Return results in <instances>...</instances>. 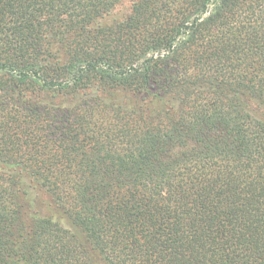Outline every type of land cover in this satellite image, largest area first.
<instances>
[{
    "label": "trees",
    "instance_id": "obj_1",
    "mask_svg": "<svg viewBox=\"0 0 264 264\" xmlns=\"http://www.w3.org/2000/svg\"><path fill=\"white\" fill-rule=\"evenodd\" d=\"M0 264H264V0H0Z\"/></svg>",
    "mask_w": 264,
    "mask_h": 264
},
{
    "label": "rangeland",
    "instance_id": "obj_2",
    "mask_svg": "<svg viewBox=\"0 0 264 264\" xmlns=\"http://www.w3.org/2000/svg\"><path fill=\"white\" fill-rule=\"evenodd\" d=\"M130 3L129 1H126L120 11L116 14L117 16L124 17V15L127 13V8H129Z\"/></svg>",
    "mask_w": 264,
    "mask_h": 264
}]
</instances>
